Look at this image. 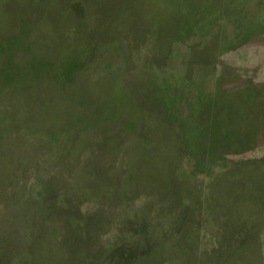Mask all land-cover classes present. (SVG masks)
I'll use <instances>...</instances> for the list:
<instances>
[{
  "label": "rangeland",
  "instance_id": "rangeland-1",
  "mask_svg": "<svg viewBox=\"0 0 264 264\" xmlns=\"http://www.w3.org/2000/svg\"><path fill=\"white\" fill-rule=\"evenodd\" d=\"M0 264H264V0H0Z\"/></svg>",
  "mask_w": 264,
  "mask_h": 264
}]
</instances>
